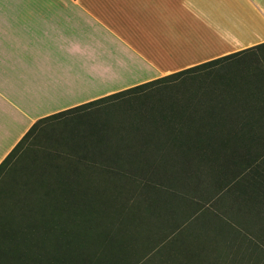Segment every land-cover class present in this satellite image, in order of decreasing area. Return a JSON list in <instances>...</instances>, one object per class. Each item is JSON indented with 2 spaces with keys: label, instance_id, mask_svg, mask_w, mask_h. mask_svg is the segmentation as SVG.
Masks as SVG:
<instances>
[{
  "label": "trees",
  "instance_id": "1",
  "mask_svg": "<svg viewBox=\"0 0 264 264\" xmlns=\"http://www.w3.org/2000/svg\"><path fill=\"white\" fill-rule=\"evenodd\" d=\"M241 53L37 120L0 163V198L5 196V200L0 199V264H112L118 260L117 253L123 249L112 253L116 240L111 235L90 238L85 244L92 245V250L73 252L54 248L56 244L63 245L76 238L67 232L78 221L68 214L69 204L72 203L74 208L82 207L79 200L95 198V190L97 195L99 193L96 185L107 182L128 188L123 190L127 196L132 194L129 200L133 199V202L126 201L125 211L129 213L140 206L143 229L146 226L143 220L160 215L158 201L162 197L175 196L168 194L169 187H176L172 186L167 176L171 168L199 171L226 165L230 169L229 176L237 177L235 182L238 181L230 192L235 194L236 188L246 190V193H239L242 205L248 208L252 203L264 206V200L257 198V189L264 187V175L260 174L259 181H253L248 176L238 186L244 174L234 175L241 169L236 170L232 166L238 157H257L261 155L259 151H264V108L241 107L247 105L249 100L262 99L259 90L264 86L263 68L261 74L248 78L242 88L228 89L226 84L231 80L224 79L225 92L219 89L208 100H201L196 95L199 93L194 91L190 97L186 92H173L172 96L167 94L157 98L158 102L147 97L160 89H166L163 92L169 93L170 86L218 69L223 65L213 66L235 59ZM206 68L209 69L204 70ZM241 99L243 101L238 103ZM106 106L115 108L107 112L110 114L107 121L86 117ZM79 119L85 120L78 124L70 122ZM260 142H263L262 145ZM221 151L234 152L233 159L227 163L217 160L216 154ZM259 161L264 163V159ZM221 172L220 169L215 185L222 180L218 178ZM7 176L13 181L4 189ZM233 181L230 185L235 183ZM161 192L168 195L163 196ZM138 196L142 198L140 205L138 200H134ZM35 204L36 207L45 205V208L37 217H31L30 212ZM196 214L189 216L188 221L197 217ZM127 221L122 220V224ZM132 221L130 225L138 226L136 218L129 219V222ZM161 235L151 234V242L150 236L142 238L149 237L147 241L144 240L145 250L150 249L151 245L153 255L150 254L151 258L140 264H174L172 249L174 245L185 246V242L176 237L160 244L162 237L158 236ZM162 251L166 252L161 255ZM185 251L181 255L184 257L182 264H193L194 257L198 258L199 255ZM167 252L168 259H165Z\"/></svg>",
  "mask_w": 264,
  "mask_h": 264
},
{
  "label": "crops",
  "instance_id": "2",
  "mask_svg": "<svg viewBox=\"0 0 264 264\" xmlns=\"http://www.w3.org/2000/svg\"><path fill=\"white\" fill-rule=\"evenodd\" d=\"M260 48L264 0H0V163L39 119Z\"/></svg>",
  "mask_w": 264,
  "mask_h": 264
},
{
  "label": "rangeland",
  "instance_id": "3",
  "mask_svg": "<svg viewBox=\"0 0 264 264\" xmlns=\"http://www.w3.org/2000/svg\"><path fill=\"white\" fill-rule=\"evenodd\" d=\"M260 55H264V48L216 64L213 67L223 66L205 74L191 77L177 85L170 86L168 89L169 93L163 92L166 89H160L156 94L148 95L147 97L149 99L154 98V102H158L157 98L160 99L167 94L172 96L173 92L179 94L180 91L186 92L188 97H190L194 95V93H191L194 91L199 93L196 95L201 100H208V97L212 96L213 92L219 89H223L224 91L227 87L228 89L231 87L242 88L244 86L243 83L249 80L248 78L263 72L260 64L257 63L260 61ZM207 69L209 68L204 70ZM224 79L231 80L232 84L231 82L227 83V87H224V84H222ZM242 101L243 99L238 103ZM113 106H106L86 117H95V119L100 118L107 121L110 119V114H107V112L114 111L115 108ZM103 112H105V115ZM84 120L79 119L70 122L78 124ZM262 143L260 142V145ZM259 152L261 155L257 157L247 158L242 156L234 160L236 164L229 163L236 170L241 169L238 173H234V175L239 173L244 174L240 177L238 186H241V181L248 176L249 178L251 176V180L253 181H259L260 174L264 175V163L262 164L259 161L260 159H264V151ZM234 154L232 151H221L216 156L218 157L217 160L227 163L233 159ZM225 166H222L223 168L208 167L199 171L192 168L190 170L183 168L169 169L167 176L172 186L176 187L173 189L169 187L170 191L173 192L169 191L168 194L173 193L175 196L162 197L158 201L161 206L160 215L156 214L152 218L148 217L143 220L144 226L146 225L144 229L139 210L140 206L134 207L129 213L125 211L126 201L130 199V196L132 197V194L130 196L126 195L125 190H123L126 188H121L118 186V183L110 182L96 185L99 193L97 195V191L95 190V198L79 200V204H83L82 207L74 208L72 203L68 206V214L75 216L78 221L67 232L71 234V237L76 238L63 245L56 244L54 248L58 249L59 247L69 251L73 250V252L92 250V245L85 244L90 238L96 235H111L116 240L112 253L115 254L118 250L123 249L122 252L117 253L119 259L115 260L112 264H140L153 255L150 252L152 251L151 245L150 249L145 250V242L149 237L143 240L142 238L151 234H162L158 236L162 237L160 244H163V242L168 243L176 237H180L185 242V246L174 245V249H172V263L174 264H182L184 262V257L181 255L185 250L199 255L198 258L197 256L194 257L193 264H264V206L258 203H255L256 206L253 203L249 204L251 208H248L247 205H242L243 200H241L239 193H246V190L242 191V189L236 188L235 192L237 194L232 193V191L230 192L238 181L235 182L237 177L229 176L230 169ZM220 169L222 172L218 178H222V180L221 182L218 181L219 185H215V179ZM12 178L14 179L15 177ZM16 179L23 180L21 178ZM12 181L7 176L4 189ZM232 181L235 183L230 185ZM228 185H230L229 188L227 187ZM225 187H227L226 190L224 189ZM221 191L223 192L220 193ZM257 191V198L264 200V187L261 186ZM164 192L160 194L164 196L166 194ZM252 193L255 194L254 191ZM4 197L1 196L3 199ZM213 197L219 198L213 199ZM134 200H138V204L140 205L142 198L138 196ZM249 200L255 199L249 198ZM73 201L76 202V200ZM129 201L131 203L133 199ZM36 206L37 204L32 206L31 217H37L45 208V205H42L43 208ZM195 214L197 217L191 218L188 221L187 218ZM131 217L138 220V226L130 225L133 223V221L129 222V219L132 220ZM126 219L128 221L123 225L122 220ZM169 224L172 225V228H169ZM149 241L151 242V236ZM126 247L129 249V252H127ZM165 252L162 251L161 255ZM168 255L169 252L165 254V259H168Z\"/></svg>",
  "mask_w": 264,
  "mask_h": 264
}]
</instances>
